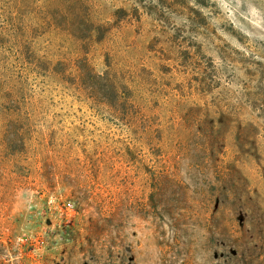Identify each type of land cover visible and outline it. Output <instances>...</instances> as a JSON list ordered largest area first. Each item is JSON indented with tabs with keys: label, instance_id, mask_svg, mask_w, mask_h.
Segmentation results:
<instances>
[{
	"label": "rangeland",
	"instance_id": "rangeland-1",
	"mask_svg": "<svg viewBox=\"0 0 264 264\" xmlns=\"http://www.w3.org/2000/svg\"><path fill=\"white\" fill-rule=\"evenodd\" d=\"M0 264H264V0H0Z\"/></svg>",
	"mask_w": 264,
	"mask_h": 264
}]
</instances>
